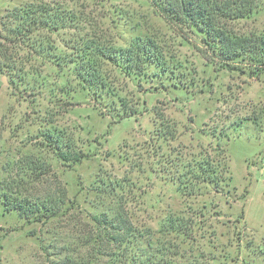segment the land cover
<instances>
[{
  "label": "rangeland",
  "instance_id": "374dc122",
  "mask_svg": "<svg viewBox=\"0 0 264 264\" xmlns=\"http://www.w3.org/2000/svg\"><path fill=\"white\" fill-rule=\"evenodd\" d=\"M256 1L232 33L264 39ZM14 9L56 20L19 34ZM7 35L17 71H0V191L59 209L33 220L0 205V264H128L139 248L160 264H264L262 49L224 66L148 0H0ZM144 39L155 47L141 66L96 55ZM88 65L92 81L78 73Z\"/></svg>",
  "mask_w": 264,
  "mask_h": 264
},
{
  "label": "trees",
  "instance_id": "16d2710c",
  "mask_svg": "<svg viewBox=\"0 0 264 264\" xmlns=\"http://www.w3.org/2000/svg\"><path fill=\"white\" fill-rule=\"evenodd\" d=\"M152 8L167 22L183 26L189 30L200 31L203 33L202 39L208 47L215 53L217 59L225 64H229L232 57L240 54L242 51L253 52L262 49L258 56L264 55V39L262 37L236 35L228 28V22L233 19H237L245 16L251 12L257 5L256 0H148ZM38 12V16L33 15L32 10H24L18 12V9H14L12 16L19 22L10 30L16 31V33H25L23 31L30 30V25L35 21L38 23L51 22L53 25L56 20L55 17L51 19L48 16H44V10L41 9ZM18 12V13H17ZM49 19V20H48ZM27 21H30L28 24ZM56 27V26H52ZM3 41L0 42V71L3 67H10V72L14 74L17 71L14 61H12V55H10V48L14 45L13 39L10 36H0ZM7 40V41H6ZM6 42L7 44H4ZM12 43V45H8ZM136 50L132 48H119L116 50L110 46L98 45L96 48V55L105 59H111L112 61L125 60L127 66L143 65L148 60L152 62L150 56L152 55L151 49L155 47L152 40L144 39L136 42ZM44 47L42 44H38L37 48L33 50L36 54L42 55ZM118 52V54H116ZM151 53V54H150ZM124 55V57H123ZM125 56L127 57L125 59ZM253 57V55H252ZM254 58V57H253ZM264 58V57H262ZM158 61V59H157ZM230 61V62H229ZM259 65H264V59L259 60ZM79 75L82 80H90L95 78L94 69L91 65L87 68H78ZM22 80L25 78V74H17ZM25 81V80H24ZM46 136V135H45ZM217 150L222 154L219 143L216 144ZM68 160L69 156H62V158ZM78 156L74 157V160H78ZM222 163L220 172L224 173L228 171L227 160L221 156ZM212 171V170H211ZM207 175V174H206ZM203 176V179L204 177ZM198 175H195V177ZM5 189H10V185H5ZM3 190L0 191V205H4L7 209H16L20 215L27 219L40 220L55 215L59 209L56 201L40 202L39 200H32L24 198L23 196H10ZM19 195V193H16ZM61 201V200H60ZM170 230H174L173 223L169 226ZM127 230H124L123 236L127 238L129 234H126ZM117 237V236H116ZM124 237H120L123 240ZM114 239L115 236H112ZM159 259L156 258V251L153 253L147 252L144 248H139V252L128 253L124 258V263L128 264H160ZM163 264H169L166 260Z\"/></svg>",
  "mask_w": 264,
  "mask_h": 264
}]
</instances>
